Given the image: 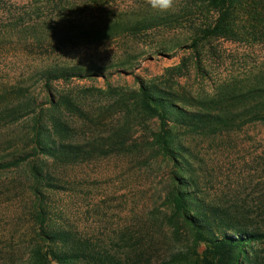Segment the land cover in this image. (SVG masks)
I'll use <instances>...</instances> for the list:
<instances>
[{
    "label": "rangeland",
    "instance_id": "1",
    "mask_svg": "<svg viewBox=\"0 0 264 264\" xmlns=\"http://www.w3.org/2000/svg\"><path fill=\"white\" fill-rule=\"evenodd\" d=\"M145 4L111 0L103 8L118 12ZM97 9L95 0H0V158L31 156L25 166L0 173V264H23L34 245L44 244L27 163L60 179L62 188L42 189L48 229L75 232L116 264L139 257L141 264H183L174 256L195 245L187 227L176 230L169 222L173 165L152 144L158 122L129 112L132 93L143 82L200 109L201 102L228 97L233 88L264 82V42L212 39L191 47L214 20L206 0H179L177 21L163 29L100 46L64 47L74 27H88ZM58 65L81 77L47 85L44 68ZM26 100L35 105L9 115L10 106ZM63 101L74 106L63 108L78 135L74 142L107 136L130 122L129 140L108 156L78 160L69 168L41 153L34 156L37 116L50 132L48 110ZM173 128L176 142L192 153L199 196L229 210L242 207L244 221L264 230V124L222 134ZM253 247L264 256V242Z\"/></svg>",
    "mask_w": 264,
    "mask_h": 264
},
{
    "label": "trees",
    "instance_id": "2",
    "mask_svg": "<svg viewBox=\"0 0 264 264\" xmlns=\"http://www.w3.org/2000/svg\"><path fill=\"white\" fill-rule=\"evenodd\" d=\"M110 1L95 0L99 13L91 19L88 27H74L76 30L70 33L73 38L67 39L63 46H100L114 39H127L150 30L163 29L175 23L179 17L178 12H155L147 4L134 10L107 11L103 5ZM206 4L214 20L199 30L198 37L192 42L193 49L212 39L264 42V0H206ZM43 75L47 85L81 77L75 69L60 65L44 68ZM139 83V89L132 93L133 105L129 112L135 113L137 119L156 120L159 124L152 144L173 165V185L168 195L172 210L169 222L176 230L187 227L195 245L192 251L175 255L173 261L183 264H264V256L253 247L254 243L264 242V230L244 221L245 215L238 210H243L242 207L229 210L199 196L192 175V153L185 144L176 142L173 128L175 126L194 133L207 131L222 134L229 133L234 127L264 124V82L233 88L232 95L225 98L219 95L217 99L203 101L200 109L186 107L192 105L187 104L189 99L184 100L170 90ZM27 101L10 106L9 115L17 117L35 105L33 100L31 104ZM52 104L48 110L50 132L43 129L42 119L37 116L32 140L34 156L41 153L53 160L54 164L69 168L78 160L108 156L117 146H123L129 140L130 122L107 136L95 137L85 143L74 142L78 135L63 113V108L70 110L74 106L68 101ZM30 157L29 153L14 154L6 159L1 157L0 173L25 166ZM27 164L29 181L37 198L34 210L41 226L38 237L44 244L38 242L34 245L23 264H116L110 257L106 259L95 252L75 232L65 228H47L48 207L42 189L44 186L62 188L60 179L36 163ZM237 215H241V218L237 219ZM200 247L202 250L198 252ZM140 258L118 264H141ZM5 264L14 262L6 261Z\"/></svg>",
    "mask_w": 264,
    "mask_h": 264
},
{
    "label": "clouds",
    "instance_id": "3",
    "mask_svg": "<svg viewBox=\"0 0 264 264\" xmlns=\"http://www.w3.org/2000/svg\"><path fill=\"white\" fill-rule=\"evenodd\" d=\"M145 2L155 12L169 13L176 10L179 0H145Z\"/></svg>",
    "mask_w": 264,
    "mask_h": 264
}]
</instances>
